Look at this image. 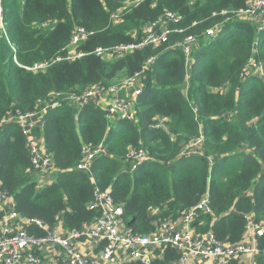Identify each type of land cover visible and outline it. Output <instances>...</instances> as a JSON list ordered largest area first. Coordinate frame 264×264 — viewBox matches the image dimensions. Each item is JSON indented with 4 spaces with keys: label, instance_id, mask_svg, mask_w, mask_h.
Returning a JSON list of instances; mask_svg holds the SVG:
<instances>
[{
    "label": "trees",
    "instance_id": "obj_1",
    "mask_svg": "<svg viewBox=\"0 0 264 264\" xmlns=\"http://www.w3.org/2000/svg\"><path fill=\"white\" fill-rule=\"evenodd\" d=\"M126 1L0 0V189L21 218L50 228L60 221L65 231L95 221L99 213L89 208L94 192L107 191L122 208L124 227L140 235L153 233L156 221L177 218L207 196L212 213L200 215L193 229L237 244L248 214L255 222L264 220V30L234 16L250 0H142L124 8ZM122 9L120 21L112 22L110 16ZM166 13L179 22L168 24L171 33L162 45L119 58L92 54L137 43L143 28ZM48 20L52 25L42 29ZM216 27L217 37H208ZM78 29L86 36L76 52L86 56L55 63L45 72L25 69L64 57L63 49ZM187 37L194 38L189 56L176 47ZM251 59L263 64V77L250 73L242 79ZM135 76L141 91L131 120L111 118L107 98L83 107L71 103V96L92 87L107 89ZM224 86L226 93L219 91ZM125 89L130 95H123L131 99L133 91ZM32 113L41 122L32 131L33 143L42 137L41 152L50 156V171L55 170L53 180L43 185L25 136L15 120H6ZM161 121L166 130L159 128ZM200 137L199 154L184 156ZM100 144L106 155L90 164L89 173L76 170L82 148ZM131 150L146 153L134 170ZM153 209L159 215L150 216ZM25 230L44 234L35 225ZM256 248L264 251V234ZM152 255L150 264L178 259L164 245ZM255 263L264 264L261 254Z\"/></svg>",
    "mask_w": 264,
    "mask_h": 264
},
{
    "label": "built area",
    "instance_id": "obj_2",
    "mask_svg": "<svg viewBox=\"0 0 264 264\" xmlns=\"http://www.w3.org/2000/svg\"><path fill=\"white\" fill-rule=\"evenodd\" d=\"M141 1L127 0L124 8L135 6ZM123 9L110 16L112 22L120 21ZM222 14L227 15L228 12L225 11ZM234 16L236 19L255 24L258 31L264 30V0H250L247 7L234 13ZM1 22L2 13L0 12V24ZM178 22L179 19L175 15L166 13L156 22L143 28V36L137 43L119 45L109 50L97 49L92 54L97 57L119 58L148 46L158 47L167 41L171 33L168 24L176 25ZM52 23L48 20L40 27L47 29ZM217 29L218 27L208 31L207 36L216 38ZM85 36L82 29L76 30L70 44L63 49L64 57H57L25 69L33 73L45 72L55 63L72 62L86 56L82 52H76L77 45L85 39ZM193 43L194 38L187 37L176 47L189 56ZM14 62L17 64L15 58ZM151 62L152 60H149L146 64L149 65ZM250 73L263 77V64H256L251 59L242 79ZM137 77L125 83L127 89L133 91L131 99L122 96L125 86H112L107 89L95 86L79 96H71V103L83 107L107 98L109 101L106 111L111 118L131 120L134 100L141 91L134 85ZM15 122L29 145L33 170L39 175L48 174L53 167L51 158L48 154L38 150L32 140V131L41 123L39 115L37 113L18 115ZM159 128L166 130L163 121L159 123ZM201 144L202 138L200 137L186 148L183 155L199 154ZM106 153L103 144L97 147L84 146L76 170L89 173L90 164ZM128 158L134 170L146 159V153L143 150H131ZM8 203L10 205H7ZM89 208L98 211L99 217L92 223L84 225L80 230L65 231L55 227L50 228L39 220L21 218L14 210L10 196L0 189V264H122L135 260L150 264L153 258L152 251L163 245L177 253L176 264H204L206 261H210L211 264H225L230 260H236L239 264H256L255 259L259 254L264 258V251L259 252L256 248L257 238L264 234V220L255 222L252 214L245 217L246 226L242 239L247 241L250 237L253 245L241 242L233 245L226 244L219 242L210 231L200 235L193 229L192 224L200 215L212 213L207 196L202 197L195 206L177 218L166 217L156 221L155 231L148 235L134 234L124 227L121 219L122 208L114 204L107 191L95 190L94 200ZM157 215H159L158 209L150 211V216ZM29 225H35L44 234L42 236L29 234L25 230V227Z\"/></svg>",
    "mask_w": 264,
    "mask_h": 264
},
{
    "label": "crops",
    "instance_id": "obj_3",
    "mask_svg": "<svg viewBox=\"0 0 264 264\" xmlns=\"http://www.w3.org/2000/svg\"><path fill=\"white\" fill-rule=\"evenodd\" d=\"M125 94H126V97H128L130 95V91L125 89ZM105 100H106V98H104V100H103L104 103H105ZM133 118H134V114H133V117L131 119H133ZM34 143H35V146L38 150L45 151V145H44L42 137L35 138ZM54 175H55V170H53L50 173L45 174V175H38L37 178L39 180V184L43 185L46 182L52 181L54 178ZM7 205H10V204L8 203ZM55 228H59V229L63 230L60 221H58V223H56ZM240 242L243 244L253 245L250 237H248L247 241H245V239H242ZM122 264H127V263H122ZM173 264H176V263H173ZM204 264H211V263H210V261H206Z\"/></svg>",
    "mask_w": 264,
    "mask_h": 264
},
{
    "label": "rangeland",
    "instance_id": "obj_4",
    "mask_svg": "<svg viewBox=\"0 0 264 264\" xmlns=\"http://www.w3.org/2000/svg\"><path fill=\"white\" fill-rule=\"evenodd\" d=\"M253 27H254V29L255 30H257V26L255 25V24H253ZM106 57H108V56H106ZM105 59V58H104ZM249 70V69H248ZM124 83H125V81H118V82H116V83H114L115 85H118V86H122L123 87V85H124ZM219 91L220 92H222V93H226L227 91H228V86H224V87H222V88H220L219 89ZM122 94H124L125 95V90L123 91L122 90ZM123 95V96H124ZM125 97V96H124ZM39 110V112L41 111V110H43V106H41L40 107V109H38ZM131 115L133 116V113H131ZM231 117H232V115H230ZM6 120H9V121H14L15 120V117L14 116H12V115H10V117H8V119H6ZM51 172V171H50ZM37 175H39V174H37Z\"/></svg>",
    "mask_w": 264,
    "mask_h": 264
}]
</instances>
